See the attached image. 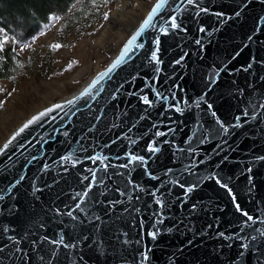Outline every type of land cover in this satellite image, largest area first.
<instances>
[{"label": "water", "instance_id": "water-1", "mask_svg": "<svg viewBox=\"0 0 264 264\" xmlns=\"http://www.w3.org/2000/svg\"><path fill=\"white\" fill-rule=\"evenodd\" d=\"M151 9L78 94L0 147V264H264V0H170L156 20L179 27L146 29L93 86Z\"/></svg>", "mask_w": 264, "mask_h": 264}, {"label": "rangeland", "instance_id": "rangeland-1", "mask_svg": "<svg viewBox=\"0 0 264 264\" xmlns=\"http://www.w3.org/2000/svg\"><path fill=\"white\" fill-rule=\"evenodd\" d=\"M156 0H113L86 20L64 27L51 21L33 38L20 41L0 29V147L25 120L71 96L106 68ZM123 22H115L114 15ZM100 19L96 20L98 16ZM107 15V19H105ZM44 33L41 35V33ZM31 47L23 49L22 45ZM61 47L54 49L53 45ZM7 49L15 54L4 68ZM23 64V67L19 65Z\"/></svg>", "mask_w": 264, "mask_h": 264}, {"label": "trees", "instance_id": "trees-1", "mask_svg": "<svg viewBox=\"0 0 264 264\" xmlns=\"http://www.w3.org/2000/svg\"><path fill=\"white\" fill-rule=\"evenodd\" d=\"M112 1L107 0V3ZM107 3L104 0H0V29L23 42L35 37L52 21L53 15L59 16L66 28L91 18L95 10L100 14V9ZM14 55L7 49L4 68L10 67ZM0 77L7 76L0 72Z\"/></svg>", "mask_w": 264, "mask_h": 264}, {"label": "snow or ice", "instance_id": "snow-or-ice-1", "mask_svg": "<svg viewBox=\"0 0 264 264\" xmlns=\"http://www.w3.org/2000/svg\"><path fill=\"white\" fill-rule=\"evenodd\" d=\"M104 3H107V0H104ZM170 3V0H158V2L155 4V6L151 9L149 15L147 16V18L143 21L142 25L140 26L139 30L130 38V40L127 42V45L126 47L124 48L123 52L121 53V55L119 56V58L115 61V63L107 70V72H103V73H100V76L97 78L96 81L93 82V86H95L97 83H99L100 80L106 78L109 76V74L113 71L114 68H116L118 65H120L121 63L124 62L125 58L127 57L128 55V52H129V49L133 48V46L135 47H140L142 48L143 47V44H137V40L138 38L145 32L146 29L148 28H157L158 26V29L160 32H162L163 34H167L168 32V28L171 27V28H178L179 25L177 24V17L175 15H170L168 18H163L161 17L160 21H157L156 20V17L162 12V10L166 9V7L169 5ZM187 3L189 5H192L195 3V0H187ZM179 6L177 5L176 7H173L172 8V12H176V11H179ZM105 19H107V15H105L104 17ZM50 19L55 22V21H58L60 19L59 16H56V15H53L50 17ZM45 27H49V25H45ZM201 31H204L203 28H201ZM44 33L42 32L41 35H43ZM35 38H33V41H34ZM5 41H2L0 42V44L2 43H5ZM157 45L159 44V40H155L154 41ZM197 43H199V41H197ZM31 47V44L30 43H25L22 45V48L23 49H26V48H30ZM61 47V45L59 44H56V45H53V48L54 49H57ZM151 60H157V56L155 54V52H153V54L151 55L150 57ZM177 63H179V61H177ZM20 67H23L24 65L21 64L19 65ZM249 67H251V65H249ZM210 79L213 80L214 82V77H210ZM0 91H2V89H0ZM86 92L88 90H85ZM160 94L157 93V96H159ZM141 99L143 100V102L145 104H149L150 101L148 100V98L145 96V97H141ZM166 99V98H165ZM72 101H69V104H71ZM63 105H56L55 108L53 109H49L43 113H40L38 116L36 117H33L30 121H28L26 124H24V126L22 128L19 129L18 132L15 133V135L4 145V150H7L9 145L12 143V141H14L16 139L17 136H19L21 133H23L25 131V129H27L31 124L37 122L38 120H40L42 117L44 116H47L49 114V112L51 111H55L56 109L58 108H62ZM209 108L211 107V105L208 106ZM179 110V109H177ZM239 119V118H237ZM157 136H164L166 135V133H163V132H157L156 133ZM132 143H135V141H132ZM155 142H151L149 147H148V151L149 152H158L159 151V148L158 147H153L152 144H154ZM165 143H167V141H165ZM62 159H65V160H70L72 159L71 155L69 156H65L63 157ZM89 159H92L91 157H89ZM97 159H103L101 157H97ZM139 160L141 162V164L143 165H146L147 164V161L145 160L144 157H140V156H137V155H129V162H133V161H137ZM128 165L127 164H124V165H121L120 167H127ZM105 167H108L107 165H105ZM150 175V173H149ZM95 177V173H93V179ZM208 178H214V177H205V179H208ZM224 187H227L226 185H223ZM90 190V189H89ZM192 189L189 188L188 191H191ZM117 191H119V189H117ZM88 193L85 192L83 193V195H87ZM121 195H123L124 193H120ZM80 195V194H78ZM131 197H129L130 199ZM119 201H117L118 203ZM159 202V201H158ZM77 207H79V205H77ZM236 209L238 212L241 213V215L245 218V222L247 221H251L253 219V217L246 211H244L242 208H240V206L238 204L235 205ZM69 216L72 215L71 212L68 213ZM162 222V221H161ZM243 229H241L242 231ZM152 235V238L153 239H156V234L155 232L151 233ZM219 235L221 237H224V233H219ZM227 239H239L241 242L245 239H247V237L245 236H242L240 235V233H235L233 234L232 236H229V237H226ZM47 239V238H45ZM252 239H255V237H252ZM52 243H63V240L62 238L58 241H53ZM71 247H75V245H71ZM241 247L244 248V247H247L246 244H243L241 243ZM144 259H147V256L144 257Z\"/></svg>", "mask_w": 264, "mask_h": 264}, {"label": "bare ground", "instance_id": "bare-ground-1", "mask_svg": "<svg viewBox=\"0 0 264 264\" xmlns=\"http://www.w3.org/2000/svg\"><path fill=\"white\" fill-rule=\"evenodd\" d=\"M113 19L115 20V22L117 21V22H123V21H126L125 19H120L119 20V18H118V16H117V14L116 15H114V17H113ZM137 23H141V21L139 20ZM139 24H137V26L139 25ZM137 26H135V27H129V32H130V34L137 28ZM88 82H90V80H88L87 82H85L77 91H75L71 96H69V97H66V98H64V99H62L61 101H66V100H69L70 98H72L73 96H75L76 94H78L87 84H88ZM61 101H59V102H61ZM23 124V123H22ZM18 128V127H17ZM16 128V129H17Z\"/></svg>", "mask_w": 264, "mask_h": 264}]
</instances>
